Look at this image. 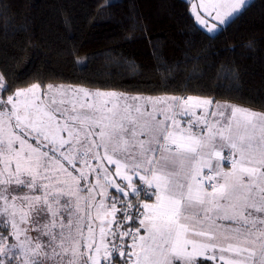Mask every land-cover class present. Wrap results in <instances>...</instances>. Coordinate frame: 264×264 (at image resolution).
Masks as SVG:
<instances>
[{"label": "snow or ice", "instance_id": "snow-or-ice-1", "mask_svg": "<svg viewBox=\"0 0 264 264\" xmlns=\"http://www.w3.org/2000/svg\"><path fill=\"white\" fill-rule=\"evenodd\" d=\"M245 4L191 12L213 32ZM0 93V264H264V112L3 74Z\"/></svg>", "mask_w": 264, "mask_h": 264}, {"label": "trees", "instance_id": "trees-1", "mask_svg": "<svg viewBox=\"0 0 264 264\" xmlns=\"http://www.w3.org/2000/svg\"><path fill=\"white\" fill-rule=\"evenodd\" d=\"M0 74L13 90L200 95L264 112V0L216 32L191 0H0Z\"/></svg>", "mask_w": 264, "mask_h": 264}, {"label": "rangeland", "instance_id": "rangeland-1", "mask_svg": "<svg viewBox=\"0 0 264 264\" xmlns=\"http://www.w3.org/2000/svg\"><path fill=\"white\" fill-rule=\"evenodd\" d=\"M247 1H252V0H246V2ZM193 3H199V0H191V5L193 4ZM243 9V8H242ZM241 9V10H242ZM240 10V11H241ZM238 14V13H237ZM236 14H234L233 16H235ZM212 23H216L217 25L219 24V22L218 21H212V20H210L209 21V26H211V24ZM205 28V27H204ZM207 29V28H206ZM219 29V27H217V29L215 30V31H213V32H216L217 30ZM125 94V93H124ZM0 95H4V93H0ZM126 95H130V94H126ZM135 96V95H134ZM160 96H165V95H160ZM160 96H151V97H160ZM146 97H149V96H146ZM233 105H236V104H233ZM236 106H239V105H236ZM240 107H242V106H240ZM243 108V107H242ZM245 108V107H244ZM245 109H248V108H245ZM257 112V111H256Z\"/></svg>", "mask_w": 264, "mask_h": 264}, {"label": "crops", "instance_id": "crops-1", "mask_svg": "<svg viewBox=\"0 0 264 264\" xmlns=\"http://www.w3.org/2000/svg\"><path fill=\"white\" fill-rule=\"evenodd\" d=\"M250 2H251V1H250ZM250 2L247 1L246 4H245V6L243 7L242 10H244V8H245ZM242 10H241V11H242ZM241 11H240V12H241ZM233 17H234V16H233ZM233 17H232V18H233ZM232 18H231V19H232ZM231 19H230V20H231ZM222 25H224V24H222ZM222 25H221V24H218V27H220V26H222ZM200 26H202V25H200ZM202 27L204 28V26H202ZM145 97H146V96H145ZM243 108H244V107H243Z\"/></svg>", "mask_w": 264, "mask_h": 264}]
</instances>
